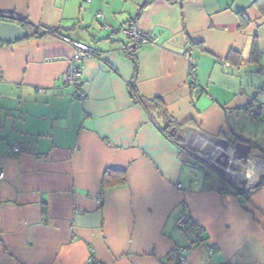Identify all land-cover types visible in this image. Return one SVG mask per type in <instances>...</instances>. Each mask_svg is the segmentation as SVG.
I'll use <instances>...</instances> for the list:
<instances>
[{"label":"crops","instance_id":"0c3cea01","mask_svg":"<svg viewBox=\"0 0 264 264\" xmlns=\"http://www.w3.org/2000/svg\"><path fill=\"white\" fill-rule=\"evenodd\" d=\"M145 1L137 28L155 43L133 56L134 78L125 38L112 32ZM253 2L0 0V13L66 36L0 46V264H85L90 255L99 264H164L174 247L188 264H264V181L242 199L232 179L164 136L151 101L187 125L185 136L198 130L240 144L243 155L264 154V112L245 110L264 105V14ZM72 42L97 55L72 62ZM231 49L241 64L226 65ZM73 68L82 99L63 83ZM130 81L145 104L131 98ZM106 169L124 170L127 182L101 192ZM182 202L194 222L185 230L176 226Z\"/></svg>","mask_w":264,"mask_h":264},{"label":"built area","instance_id":"2783aa9c","mask_svg":"<svg viewBox=\"0 0 264 264\" xmlns=\"http://www.w3.org/2000/svg\"><path fill=\"white\" fill-rule=\"evenodd\" d=\"M90 2L91 0H83ZM140 10V9H139ZM138 10V12H139ZM137 12V13H138ZM97 17H102V13L98 12ZM125 38L122 45V52L127 56H135L144 44L155 43V38L146 32H142L137 28V21L131 20L127 25L118 30ZM117 33V34H118ZM117 34L114 36L117 39ZM68 41L67 39H65ZM74 47L71 61L76 62L88 55L95 56V51L90 47L72 42ZM226 65H229L226 63ZM188 77L190 82L195 79V72L191 61L188 65ZM63 83L72 86L75 89V96L79 99L84 98V93L81 90L80 71L78 69H70L63 76ZM263 86L261 87V90ZM249 108L250 115L260 114L264 112V105L260 104ZM184 145L191 150V154L203 162L208 167L215 169L218 173L227 179H232L235 188L244 192H251L254 188L259 186L264 181V154L258 150H253L250 154L243 155L240 151V146L236 144L225 145L219 138L205 135L204 133L193 130L185 136ZM12 152L18 154L21 152L19 145L12 146ZM4 173L0 170V180ZM243 178V180H241ZM176 187L181 189V184H176ZM99 204L102 203L103 194L98 193L94 197ZM193 223L192 217L186 212L185 204L182 202L178 208L176 218V226L180 230H185ZM201 231V229H197ZM92 251V248H90ZM184 249L182 247L176 248L175 253L179 258V264H186L187 261L183 256ZM85 264H98L93 255H90Z\"/></svg>","mask_w":264,"mask_h":264},{"label":"trees","instance_id":"16d2710c","mask_svg":"<svg viewBox=\"0 0 264 264\" xmlns=\"http://www.w3.org/2000/svg\"><path fill=\"white\" fill-rule=\"evenodd\" d=\"M168 1H176V0H168ZM253 3L256 4L259 11L262 14H264V0H254ZM145 4H146V1L140 7L139 12L131 20L136 21L138 15L140 14V11L145 6ZM238 15H239V19H240L239 26L242 27L245 25L244 23H246V19L244 18V15L242 14V12H238ZM0 21L15 23V24L19 25L23 30L26 31V35L21 39H15L12 41H4L0 38V46L9 45L13 42L20 41L22 39H29V38H37L38 39V38H44L47 36H54V37H58V38L66 37L65 32H63V30L61 29L60 26L34 25L31 22H29L27 19H19L13 13H10V14L0 13ZM128 23H126L125 25H127ZM122 27L123 26H121L120 28H122ZM118 30H115L112 32L113 37L118 33ZM92 50H94V49H92ZM95 55H97L96 51H95ZM127 57L130 58L134 64V78H135V75L137 72V64H136L133 56L132 57L127 56ZM257 57H258V51H257L256 44H254V48L252 49V53H251L250 58L252 61H256ZM227 60L228 61L226 63H228V64L231 63L232 65H236V66L241 64V62H242L239 53L234 49L230 50L228 57H227ZM193 68H194V72H195V67L193 66ZM194 81H195V79H194ZM194 81L190 82L191 87L194 86ZM263 84H264V82L261 85H263ZM127 86H128V91L130 93L131 98L135 102H138L140 104H145L146 100L142 99L137 93L135 82L130 81V82H128ZM261 87L262 86H260V88ZM151 101H153L156 104V107H158L161 110V115L163 116V118L165 120V123L163 125H159L160 131L164 134V136L170 142H172L174 145H176L182 152L184 151L186 153H190L191 150L184 145V141H185L184 129L187 125L186 124H179L178 122L174 121L170 116H168L165 112V106L161 100H159L157 98H153ZM245 110L248 113L249 109L246 108ZM252 116H255V115H252ZM195 162H196L195 164L199 165L200 167H208L207 165H205L203 162H201L196 157H195ZM223 180L224 179L222 178V183L224 182ZM126 182H127V178H126V172L124 170L106 169L105 172L103 173V176L101 179L100 190H101V192H103L106 189H110L113 187L124 185ZM235 191L242 199L247 198V195H248L247 192H244L242 190H237V189H235ZM193 226H194V222L190 225V228ZM176 248H179V247H174L171 250V252L167 256V258L165 259L164 264H179V258L175 253ZM186 264H188V263H186Z\"/></svg>","mask_w":264,"mask_h":264},{"label":"water","instance_id":"95a60500","mask_svg":"<svg viewBox=\"0 0 264 264\" xmlns=\"http://www.w3.org/2000/svg\"><path fill=\"white\" fill-rule=\"evenodd\" d=\"M26 35V31L23 30L19 25L15 23L0 21V38L4 41H12L15 39H21ZM225 145H227L226 140H221ZM237 146H240V144L235 143ZM186 173L196 181L199 179V173L198 171L194 169H188Z\"/></svg>","mask_w":264,"mask_h":264},{"label":"clouds","instance_id":"9594fccd","mask_svg":"<svg viewBox=\"0 0 264 264\" xmlns=\"http://www.w3.org/2000/svg\"><path fill=\"white\" fill-rule=\"evenodd\" d=\"M221 175V174H220ZM222 176V175H221ZM222 177H224V176H222ZM225 178V177H224Z\"/></svg>","mask_w":264,"mask_h":264}]
</instances>
